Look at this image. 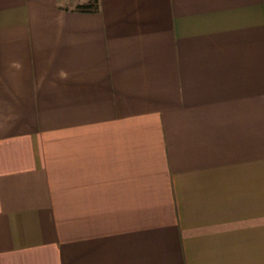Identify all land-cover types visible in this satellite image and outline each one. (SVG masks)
Listing matches in <instances>:
<instances>
[{
  "label": "crops",
  "instance_id": "0c3cea01",
  "mask_svg": "<svg viewBox=\"0 0 264 264\" xmlns=\"http://www.w3.org/2000/svg\"><path fill=\"white\" fill-rule=\"evenodd\" d=\"M0 0V264H264V0Z\"/></svg>",
  "mask_w": 264,
  "mask_h": 264
},
{
  "label": "trees",
  "instance_id": "16d2710c",
  "mask_svg": "<svg viewBox=\"0 0 264 264\" xmlns=\"http://www.w3.org/2000/svg\"><path fill=\"white\" fill-rule=\"evenodd\" d=\"M98 0H87L85 2H79L75 5V8L78 10H94L96 11L98 9Z\"/></svg>",
  "mask_w": 264,
  "mask_h": 264
}]
</instances>
